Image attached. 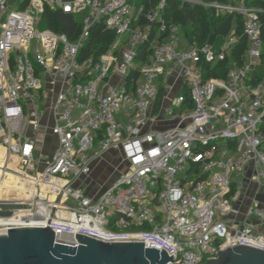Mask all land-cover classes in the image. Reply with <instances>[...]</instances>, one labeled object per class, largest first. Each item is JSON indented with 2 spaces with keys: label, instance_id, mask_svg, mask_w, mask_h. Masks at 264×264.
<instances>
[{
  "label": "built area",
  "instance_id": "2783aa9c",
  "mask_svg": "<svg viewBox=\"0 0 264 264\" xmlns=\"http://www.w3.org/2000/svg\"><path fill=\"white\" fill-rule=\"evenodd\" d=\"M228 1L204 5L241 15L247 47L217 79L198 63L224 60L237 38L219 49L186 44L177 25L159 19L162 3L144 15L159 19L165 36L138 63L151 26H133L143 9L128 0H28L23 8L0 0V192L7 173L20 190L0 197L20 206L0 208L11 213L0 219L49 226L56 243L73 247L78 232L143 239L171 254L166 264H203L235 241L264 248V73L253 80L264 66L259 10ZM45 8L83 14L75 41L38 30ZM99 22L115 31L114 43L79 61ZM112 151L123 169L105 186L94 183L93 169Z\"/></svg>",
  "mask_w": 264,
  "mask_h": 264
},
{
  "label": "trees",
  "instance_id": "16d2710c",
  "mask_svg": "<svg viewBox=\"0 0 264 264\" xmlns=\"http://www.w3.org/2000/svg\"><path fill=\"white\" fill-rule=\"evenodd\" d=\"M28 0L20 4L23 8ZM134 10L142 8V14L133 22V26H143L150 24L151 30L148 39L137 47L138 63L144 61L151 52V45L163 41L164 34L158 32L159 19L166 23H173L178 26L182 38L186 44L201 47L205 44L212 45L219 49L222 43L229 36L237 38V42L231 47L229 53L222 61L208 63L203 60L198 63L203 69L205 78L225 79L227 70L231 63H242L243 55L247 47V39L243 34V17L237 13H219L213 7L204 4L228 3V0H128ZM162 3L159 9V19L148 22L145 13L156 9L157 5ZM249 5L257 11V21L262 39V58L264 61V0H250ZM83 14H64L61 11H53L45 8L41 14V23L45 29L58 34H63L69 41H75L82 29ZM116 39L114 30L108 29L102 22L94 24L88 31L87 39L80 49L78 59L93 56L98 57L106 53ZM264 73V66L256 69L253 80ZM136 76V73L135 75ZM160 95L156 98V110L160 102ZM188 95L187 93L185 94ZM264 131V124L261 127Z\"/></svg>",
  "mask_w": 264,
  "mask_h": 264
},
{
  "label": "water",
  "instance_id": "95a60500",
  "mask_svg": "<svg viewBox=\"0 0 264 264\" xmlns=\"http://www.w3.org/2000/svg\"><path fill=\"white\" fill-rule=\"evenodd\" d=\"M19 205L0 204L16 209ZM9 211H0L8 217ZM78 246L55 242L46 227H14L0 230V264H166L171 254L162 247H144L143 239L103 240L78 232ZM217 250V258L203 264H264V248L235 241Z\"/></svg>",
  "mask_w": 264,
  "mask_h": 264
},
{
  "label": "rangeland",
  "instance_id": "374dc122",
  "mask_svg": "<svg viewBox=\"0 0 264 264\" xmlns=\"http://www.w3.org/2000/svg\"><path fill=\"white\" fill-rule=\"evenodd\" d=\"M23 1L24 0H13V7L20 5ZM39 19H40V23L38 25V30H44L45 28L41 23V16ZM161 79H162V77H160L159 80H161ZM39 103H40V108H42L43 107V101L40 100ZM97 142H98V140H96V142H95V148L97 146ZM43 153H45V152L43 151ZM3 155H0V161H2ZM119 160H120V154L118 152H116V153L109 154L108 156L105 157V159L99 161L96 168L93 170V173H92L93 181L103 183L102 185H105L108 182H110V180L116 175V173L119 170L123 169ZM240 179H242V177H235L234 175H232V180L239 181ZM4 187L5 188H4L3 192H0V194L2 195L1 198L3 197V195H6L7 193L16 194L15 190L20 191L19 188H15V187H11V186L7 187L6 185H4ZM7 188H9V191L6 190ZM108 211H111L110 207H108Z\"/></svg>",
  "mask_w": 264,
  "mask_h": 264
},
{
  "label": "bare ground",
  "instance_id": "6f19581e",
  "mask_svg": "<svg viewBox=\"0 0 264 264\" xmlns=\"http://www.w3.org/2000/svg\"><path fill=\"white\" fill-rule=\"evenodd\" d=\"M3 154H4V149L0 148V155H3ZM10 160H11V163L14 164L12 162L13 157H12V159L10 158ZM1 162L2 161H0V163ZM6 175L7 176H5L4 182H3L4 185H6L7 187L11 186V187L19 188V186L17 185V177H16V175L13 174V173H7ZM6 190L9 191V188H7ZM15 192L18 193L19 191L15 190ZM11 195H16V194L7 193L6 195H3V197H7V196L10 197ZM1 196L2 195L0 194V197ZM30 225H32V224H25L24 222H18L17 223V222L12 221L11 219H0V226L3 227L2 229H7V227H9V226L22 227V226H30Z\"/></svg>",
  "mask_w": 264,
  "mask_h": 264
},
{
  "label": "crops",
  "instance_id": "0c3cea01",
  "mask_svg": "<svg viewBox=\"0 0 264 264\" xmlns=\"http://www.w3.org/2000/svg\"><path fill=\"white\" fill-rule=\"evenodd\" d=\"M185 46V45H184ZM186 47V46H185ZM165 124L166 123H159L157 126L159 127V128H162L163 126H165ZM51 141H52V138L49 136V137H47L46 139H45V142H46V144H48V145H50V143H51ZM42 150L45 152V154H50L51 153V149L49 148V147H47V146H45L44 145V147L42 148ZM112 153H116L115 151H112V152H109V153H107L106 155H105V157L106 156H108L109 154H112ZM105 157H104V159H105ZM96 168V167H95ZM94 168V169H95ZM93 169V170H94ZM93 173V172H92ZM90 179H92L93 180V177H92V174H91V176H90ZM94 183H98V184H103V183H99V182H96V181H93ZM109 183V182H108ZM107 183V184H108ZM107 184H105V185H107ZM105 185H103V186H105Z\"/></svg>",
  "mask_w": 264,
  "mask_h": 264
}]
</instances>
